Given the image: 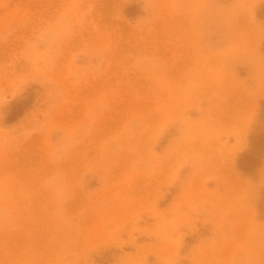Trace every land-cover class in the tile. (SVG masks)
I'll use <instances>...</instances> for the list:
<instances>
[{"label": "rangeland", "instance_id": "obj_1", "mask_svg": "<svg viewBox=\"0 0 264 264\" xmlns=\"http://www.w3.org/2000/svg\"><path fill=\"white\" fill-rule=\"evenodd\" d=\"M0 264H264V0H0Z\"/></svg>", "mask_w": 264, "mask_h": 264}]
</instances>
